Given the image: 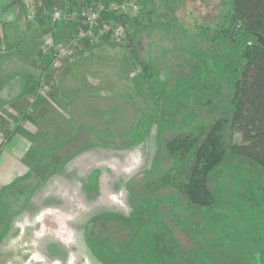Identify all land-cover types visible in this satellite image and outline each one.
Returning a JSON list of instances; mask_svg holds the SVG:
<instances>
[{
    "label": "rangeland",
    "instance_id": "rangeland-1",
    "mask_svg": "<svg viewBox=\"0 0 264 264\" xmlns=\"http://www.w3.org/2000/svg\"><path fill=\"white\" fill-rule=\"evenodd\" d=\"M88 6L126 19L105 20L101 11L98 27L145 62L143 72L130 53L141 72L135 88L150 90L145 121L128 129L126 139L98 133L100 155L86 171L74 172L80 187L64 188V197L1 204L0 264H264L259 167L228 153L209 173L214 199L208 207L191 205L163 182L165 176L186 180L194 162L193 151L169 155L167 141L207 130L231 109L244 63V48L226 33L231 0H68L55 11L63 16L51 17L83 20ZM120 26L125 34L118 40ZM241 139L233 133L234 143ZM149 141L154 153L142 157L137 170L129 154L122 155L125 173L109 169L118 164L105 148H140Z\"/></svg>",
    "mask_w": 264,
    "mask_h": 264
},
{
    "label": "crops",
    "instance_id": "crops-1",
    "mask_svg": "<svg viewBox=\"0 0 264 264\" xmlns=\"http://www.w3.org/2000/svg\"><path fill=\"white\" fill-rule=\"evenodd\" d=\"M67 5L20 0L18 8L16 0H0V134L6 136L0 205L64 197V188L80 187L74 172L86 171L100 155L98 133L126 139L128 129L145 121L150 90L135 88L141 72L129 47L102 26L96 37L83 35L81 18L53 21L52 13ZM59 42L69 45V53L54 67L51 53ZM132 147L105 148L118 164L109 169L125 173L122 155L129 154L137 170L155 150L150 141Z\"/></svg>",
    "mask_w": 264,
    "mask_h": 264
},
{
    "label": "trees",
    "instance_id": "trees-1",
    "mask_svg": "<svg viewBox=\"0 0 264 264\" xmlns=\"http://www.w3.org/2000/svg\"><path fill=\"white\" fill-rule=\"evenodd\" d=\"M231 8L233 14L226 33L244 48V63L234 85L231 109L207 130L178 134L165 145L169 155L179 158L193 151L194 162L186 180L175 182L165 176L163 182L175 185L191 205L198 207L213 203L214 197L208 187L209 173L228 153L248 159L264 174V47L255 41L257 34L264 36V0H231ZM102 12L105 20L126 22L122 16ZM130 53L144 72L145 62L133 50ZM234 132L241 134L240 144L233 142Z\"/></svg>",
    "mask_w": 264,
    "mask_h": 264
},
{
    "label": "built area",
    "instance_id": "built-area-1",
    "mask_svg": "<svg viewBox=\"0 0 264 264\" xmlns=\"http://www.w3.org/2000/svg\"><path fill=\"white\" fill-rule=\"evenodd\" d=\"M106 11L104 9H97L94 6H88L86 7V10H84V17L83 22L86 26V30L83 33V35H88L91 37H95V31L98 27V20L100 18V12ZM69 12V11H68ZM53 18L56 17H62L63 15L59 12H54ZM104 27H107V24L103 25ZM125 29L123 26H120L118 29L114 31L115 37L119 40L122 36H124ZM69 53V45L65 42H59L57 43L56 47L51 53V63L54 67H58L62 61L67 57ZM5 143V136L0 134V148Z\"/></svg>",
    "mask_w": 264,
    "mask_h": 264
},
{
    "label": "water",
    "instance_id": "water-1",
    "mask_svg": "<svg viewBox=\"0 0 264 264\" xmlns=\"http://www.w3.org/2000/svg\"><path fill=\"white\" fill-rule=\"evenodd\" d=\"M255 41L264 47V36L261 34H257L255 37Z\"/></svg>",
    "mask_w": 264,
    "mask_h": 264
}]
</instances>
